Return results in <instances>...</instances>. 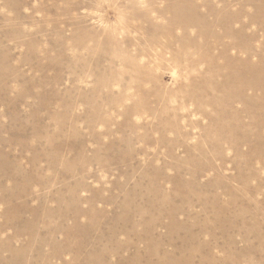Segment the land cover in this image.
<instances>
[{"label": "rangeland", "instance_id": "1", "mask_svg": "<svg viewBox=\"0 0 264 264\" xmlns=\"http://www.w3.org/2000/svg\"><path fill=\"white\" fill-rule=\"evenodd\" d=\"M0 264H264V0H0Z\"/></svg>", "mask_w": 264, "mask_h": 264}]
</instances>
